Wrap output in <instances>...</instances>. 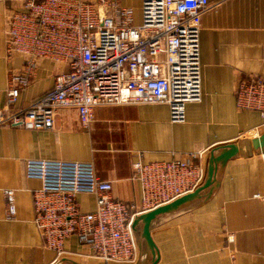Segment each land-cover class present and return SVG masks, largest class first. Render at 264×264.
Instances as JSON below:
<instances>
[{"label": "crops", "instance_id": "obj_1", "mask_svg": "<svg viewBox=\"0 0 264 264\" xmlns=\"http://www.w3.org/2000/svg\"><path fill=\"white\" fill-rule=\"evenodd\" d=\"M117 1L134 10L135 26L142 24L144 0ZM24 3H0V109L7 106L12 75L26 72L21 56H6L9 16ZM210 3L214 8L202 17L200 32L202 100L186 105L183 123L172 122L169 106L160 104L99 108L88 128L71 108L60 109L49 130L0 128V264H126L92 258L77 236L66 240L62 258L45 247L34 223V193L42 182L26 176L30 160L92 163L98 177L112 183L115 199L140 208L141 185L133 172L140 159L170 162L201 152L207 174L213 150L238 142L243 134H264L261 116L236 104L241 80L264 78V0ZM102 13L112 16L113 10L104 7ZM66 70L42 61L11 108L26 110ZM218 172L220 185L208 202L154 222L157 264H264V156L231 160ZM7 191L15 193L14 218L8 215ZM78 202L84 212L96 209L94 195L80 194ZM149 261L147 249H139L136 264Z\"/></svg>", "mask_w": 264, "mask_h": 264}, {"label": "built area", "instance_id": "obj_2", "mask_svg": "<svg viewBox=\"0 0 264 264\" xmlns=\"http://www.w3.org/2000/svg\"><path fill=\"white\" fill-rule=\"evenodd\" d=\"M104 7L113 15L102 13ZM213 8L210 0H144L142 24L135 26L134 10L117 0H25L23 9L9 16L6 56H21L26 72L12 75L7 106L0 109V128L49 130L64 108L77 110L82 126L88 128L96 109L160 104L169 106L172 122L183 123L186 105L202 100L201 22ZM45 60L67 70L26 110H13ZM236 104L264 121V78L241 80ZM251 138L255 137L243 134L240 140ZM201 160L198 152L170 162H135L140 208L115 199L112 183L101 180L92 163L28 161L26 176L42 182L34 193V223L45 247L62 258L66 240L77 236L96 260L136 264L135 217L202 187L206 171ZM14 194H5L9 218L16 215ZM80 194L96 196L93 212L81 209Z\"/></svg>", "mask_w": 264, "mask_h": 264}, {"label": "water", "instance_id": "obj_3", "mask_svg": "<svg viewBox=\"0 0 264 264\" xmlns=\"http://www.w3.org/2000/svg\"><path fill=\"white\" fill-rule=\"evenodd\" d=\"M260 155H264V134L219 147L211 152L206 179L202 187L171 204L136 216L133 221V230L139 249L142 251L146 248L148 251L150 261L147 264L159 262V252L151 236V229L158 218L177 215L208 202L220 185L219 168L223 169L231 160L247 159Z\"/></svg>", "mask_w": 264, "mask_h": 264}]
</instances>
